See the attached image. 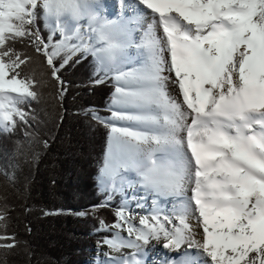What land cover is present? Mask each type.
I'll list each match as a JSON object with an SVG mask.
<instances>
[{
	"label": "snow or ice",
	"instance_id": "obj_1",
	"mask_svg": "<svg viewBox=\"0 0 264 264\" xmlns=\"http://www.w3.org/2000/svg\"><path fill=\"white\" fill-rule=\"evenodd\" d=\"M102 7L0 0V132L28 123L22 106L39 96V82L21 75L30 57L12 43L27 38L57 81L72 55H91L104 74L96 82L109 74L115 82L110 117L92 111L110 129L100 184L116 188L134 172L130 182L155 206L137 224L122 205L111 225L100 222V230L116 229L103 243L117 252L150 240L177 252L202 249L172 258L176 264H264V0H135L131 15L118 19L102 16ZM40 19L50 28L47 42L35 27ZM167 197L177 198L170 212L159 206ZM119 264L142 262L133 253Z\"/></svg>",
	"mask_w": 264,
	"mask_h": 264
},
{
	"label": "trees",
	"instance_id": "obj_2",
	"mask_svg": "<svg viewBox=\"0 0 264 264\" xmlns=\"http://www.w3.org/2000/svg\"><path fill=\"white\" fill-rule=\"evenodd\" d=\"M35 27L47 42L43 19ZM12 47L30 57L21 75L39 82V96L22 106L28 123L0 132V235L14 238L0 243H15L0 247V264H83L110 235L100 222L111 225L124 204L119 191L99 184L110 129L92 119V111L110 117L115 82L109 74L97 83L104 74L91 55L78 53L59 68L61 84L27 38Z\"/></svg>",
	"mask_w": 264,
	"mask_h": 264
},
{
	"label": "bare ground",
	"instance_id": "obj_3",
	"mask_svg": "<svg viewBox=\"0 0 264 264\" xmlns=\"http://www.w3.org/2000/svg\"><path fill=\"white\" fill-rule=\"evenodd\" d=\"M119 1L121 3V6H122V8H121L122 14H121L120 18H122L125 14L131 15L132 10H133V7L131 5L133 4L135 6V0H119ZM107 3H108V6H110L112 4L111 0H107ZM130 3H131V5H129ZM133 50H134L133 51L134 53H129V54L131 56L135 57L137 50L136 49H133ZM173 79H174V77H173ZM168 90H169L170 95H172L175 99H177L178 102L182 103V97L179 94V90L176 87V85L174 83H172L171 80H169V82H168ZM124 176H125V179L123 181H117L116 188H113L112 185H108L107 189H110V191H111V190H115L119 187L122 188L124 186V183H127V184L130 183V185L132 187H134V189H133L134 194H132V196L133 197L137 196L139 199L136 203L129 204L126 207V209L132 214V216L137 218L135 223L138 224V220H139L140 216L150 215L151 212L153 211V208L155 206L153 207V205H151L149 202V201L153 200V197L150 194L145 193L140 185L130 182L132 179L133 180L136 179V174L134 172L124 173ZM133 190L131 191V193L133 192ZM189 195H190V193H189ZM129 196H130V193H129ZM124 198H125V195H123V201L125 200ZM175 199H177V198H173V197L161 198L160 205L162 207L171 206ZM136 205H143V206L142 207H136ZM189 223L192 226V231H193V235H194L195 239L202 242V239H203L202 229L197 224L196 220L194 218L190 219ZM133 251H134V253L139 254V256L148 255L150 258H152V256H156L155 259H153L156 261L160 260V258H162V257H168L169 256L170 258H174V257L182 256L185 253H189V254L202 253V249H198L196 247L188 248L187 246L182 247L178 252L172 251L170 249H164L163 248V241H156V240H150L148 244H146V245L142 244L139 250H133ZM100 258L101 259L98 261L97 264H107V257L106 256L101 255ZM199 258L203 259L202 256ZM112 259L114 261H116V259L114 257ZM138 259H142V257H139ZM153 260L150 259V262L148 264H153V262H154ZM109 264H114V263H109Z\"/></svg>",
	"mask_w": 264,
	"mask_h": 264
},
{
	"label": "rangeland",
	"instance_id": "obj_4",
	"mask_svg": "<svg viewBox=\"0 0 264 264\" xmlns=\"http://www.w3.org/2000/svg\"><path fill=\"white\" fill-rule=\"evenodd\" d=\"M98 3L103 6L102 8L99 9L100 14L102 16H104V17H106L108 19H118V18L121 17V14H122L121 8H122V6H121V3H120L119 0H111L112 4L110 6H108L107 0H98ZM129 5H131V3ZM131 6L134 7L133 4ZM81 23H83V21ZM86 30L87 29L85 28V31ZM133 49H135V48H133ZM133 49H130L129 53H134ZM131 181H134V180L132 179ZM100 186H101V184H100ZM104 189L105 190H110V189H107V188H104ZM117 189H119L120 192H122V196L125 195V200H124V204H123L125 207H127L129 204H133V203H136L138 201L139 198L137 196H135V197L132 196V194H134V190H133L134 187H132L130 185V183H128V184L124 183V186L122 188L119 187ZM132 190H133V192L131 193ZM129 193H130V196H129ZM149 202H150L151 205H153L152 201H149ZM159 206L164 211L170 212L172 210V208H173V203H172L171 206L162 207L160 204H159ZM136 207H139V206L136 205ZM153 207H154V205H153ZM126 212H129V211L126 209ZM136 220H137V218L134 217V222H136ZM115 231H116V229H110V232H115ZM122 235L127 236V233L123 232ZM108 252L112 253V254H114V253L119 254L118 264H119V262L121 260H127L131 256V254L134 253V251L132 249H128V250L127 249H121L118 252L117 251H112L109 247H107L104 244L102 246H95L93 248V250L89 252L90 253L89 258L85 262H83V264H97L98 261L101 259L100 256L101 255L102 256L103 255L106 256L105 254H107Z\"/></svg>",
	"mask_w": 264,
	"mask_h": 264
}]
</instances>
